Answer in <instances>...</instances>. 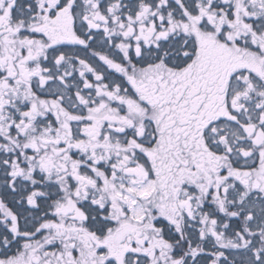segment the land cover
<instances>
[{"label":"snow or ice","instance_id":"obj_1","mask_svg":"<svg viewBox=\"0 0 264 264\" xmlns=\"http://www.w3.org/2000/svg\"><path fill=\"white\" fill-rule=\"evenodd\" d=\"M0 264H264V0H0Z\"/></svg>","mask_w":264,"mask_h":264}]
</instances>
